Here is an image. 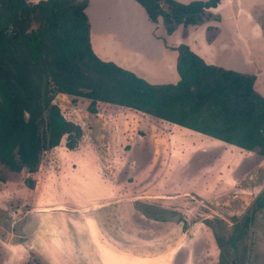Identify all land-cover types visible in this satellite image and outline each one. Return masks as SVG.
<instances>
[{
    "label": "rangeland",
    "instance_id": "obj_1",
    "mask_svg": "<svg viewBox=\"0 0 264 264\" xmlns=\"http://www.w3.org/2000/svg\"><path fill=\"white\" fill-rule=\"evenodd\" d=\"M96 36L102 38L99 32ZM107 45L102 41L103 50H114ZM137 52L145 54L141 46ZM53 94V102L80 134L71 150L64 145L47 150L28 169L21 165L16 171L0 163V264L6 253L22 258L23 264H43L31 242L42 217L74 225L78 238L71 252L76 259H65L67 264H85L82 259L105 264L104 255L112 252L120 264H218L222 249L213 232L220 240L247 225L221 259L264 264V206L254 209L255 199L264 196V160L252 171L246 162L248 157L255 161V150L235 157L233 147L187 128L110 104L98 103V111L89 112L87 102L73 104L63 94ZM248 177L262 187L245 191ZM127 178L131 182L125 187ZM123 188L124 194H116ZM85 217L93 219L97 232L92 244L79 227ZM41 228L39 236L47 237L50 223L44 221ZM20 241L31 242L36 250L30 243L23 249L4 246ZM103 243L109 246L105 253L97 249ZM50 246L57 256L66 247L58 251V245ZM44 264L52 263L44 258Z\"/></svg>",
    "mask_w": 264,
    "mask_h": 264
},
{
    "label": "trees",
    "instance_id": "obj_2",
    "mask_svg": "<svg viewBox=\"0 0 264 264\" xmlns=\"http://www.w3.org/2000/svg\"><path fill=\"white\" fill-rule=\"evenodd\" d=\"M135 1L150 20L161 17L167 33L179 24L201 23L206 9L219 2ZM87 4L88 0H0L1 164L20 171L21 165L28 169L37 164L47 150L73 148L80 130L53 102L54 92L73 104L87 102L89 112L98 111V103L118 106L264 157V98L253 88L254 75L208 64L180 43L175 48L178 81L149 83L94 53ZM262 206L264 196L259 195L254 209ZM247 227L220 240L213 232L222 249L218 264H228L221 259L227 246L242 238Z\"/></svg>",
    "mask_w": 264,
    "mask_h": 264
},
{
    "label": "crops",
    "instance_id": "obj_3",
    "mask_svg": "<svg viewBox=\"0 0 264 264\" xmlns=\"http://www.w3.org/2000/svg\"><path fill=\"white\" fill-rule=\"evenodd\" d=\"M177 1L187 3L191 0ZM85 11L89 20L90 43L94 53L102 60L112 61L118 66L132 71L149 83H175L178 81L177 50L175 48L180 43H184L208 64L254 75L253 88L264 98V0H219L216 6L206 9V16L203 17L201 23L187 25V27L179 24L171 33L166 32L161 17H158L157 21L150 20L144 8L135 0H88ZM98 32L102 38H97ZM102 41L120 52L103 50ZM140 46L143 47L145 53L143 55L137 52V48ZM188 130L197 136L218 140L203 133ZM218 143L224 144L226 147H233L230 151H235V157H237L236 154H242L239 151H244L230 143L220 140ZM252 157L254 162L249 157L246 160L247 163H252L249 165V171H252L254 166L264 160V157L257 152ZM249 171L244 175H249ZM246 180L248 186L242 187L245 191L252 190L251 187H262L260 183L257 185V181L253 178L248 177ZM85 219L84 224L79 227L83 228L85 237H88L87 239L92 244L93 237L97 232L93 230V219L86 217ZM38 221V230L31 239L33 244L36 243L37 251L39 250V256L36 255L37 262L44 264V258H49L52 264H56L55 261H58L57 264H67L65 259L72 260L76 254V252L74 254L71 252V243L76 244L78 238L73 229L74 225H71V222L66 219L57 221L55 218L46 220L42 217ZM44 221H48L51 228L44 233L47 237L43 234L39 236ZM31 242L20 241L14 244L6 242L4 246L6 249L7 245H10V248L23 249L25 243L31 244ZM50 243L58 245V251L64 244L66 246L63 247L64 253L59 256L51 255L53 249ZM103 245L97 249L105 253L109 246L104 243ZM32 248L36 250L33 245ZM115 254L113 252L105 254L104 263L120 264L119 257H115ZM27 255L32 258L34 254L28 249ZM2 257L5 258V264L24 263L22 258L11 254L6 253ZM24 259L28 261V257H24ZM82 260L85 264H93V262L94 264H103L101 261Z\"/></svg>",
    "mask_w": 264,
    "mask_h": 264
}]
</instances>
